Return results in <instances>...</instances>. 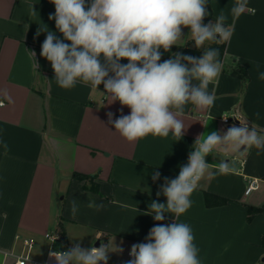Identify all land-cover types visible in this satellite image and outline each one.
Masks as SVG:
<instances>
[{
	"label": "crops",
	"instance_id": "0c3cea01",
	"mask_svg": "<svg viewBox=\"0 0 264 264\" xmlns=\"http://www.w3.org/2000/svg\"><path fill=\"white\" fill-rule=\"evenodd\" d=\"M235 6L240 10L233 13ZM209 11L212 20L222 11L232 31L222 72L209 85L214 105L186 106L187 130L180 141L170 133L129 142L107 123V113L117 118L121 105L109 104L103 85L62 89L55 83L50 62L40 55L46 33L36 35L44 24L62 38L48 18L55 12L50 0H0V264H13L28 237L35 245L26 264H47L51 249L67 251L77 242L85 249L102 242L110 251L116 250L114 244L122 247V253H109L108 264H126L131 246L145 242L157 223L145 215L149 204L167 202L156 192L165 177L178 176L197 136L213 130L223 134L239 120L264 129V80L258 78L264 71V0H209ZM183 32L186 38L189 29ZM190 38L171 51L201 56L186 46ZM27 49L36 53L38 69ZM168 58L165 53L162 60ZM237 63L247 70L245 83L225 70ZM129 113L123 107V114ZM224 115H230L228 123ZM221 159L230 162V171L209 169L180 222L191 226L202 264H264V150L218 147L206 157L214 165ZM155 171L161 176L153 182ZM76 173L96 177L80 179ZM253 178L258 187L245 194ZM205 192L227 202L207 205ZM249 207L259 208L251 219ZM172 222L166 214L163 223ZM47 232L60 238L52 243Z\"/></svg>",
	"mask_w": 264,
	"mask_h": 264
},
{
	"label": "clouds",
	"instance_id": "9594fccd",
	"mask_svg": "<svg viewBox=\"0 0 264 264\" xmlns=\"http://www.w3.org/2000/svg\"><path fill=\"white\" fill-rule=\"evenodd\" d=\"M50 2L55 12L48 18L55 21L62 38L44 24L36 35L46 33L40 55L50 62L55 83L62 89H72L79 83L98 90L103 85L109 104L121 105L117 118H113L112 112L107 113V123L127 141L136 142L149 135L167 138L170 133L180 141L187 130L182 119L186 106L207 109L214 105L215 93L209 91V85L217 81L223 64L219 49L205 45L229 41L232 31L222 11L215 20L205 23L212 15L209 0ZM239 10L235 6L232 12ZM32 13L36 14L33 6ZM184 28L189 29L187 37L191 36L195 47L202 49L201 56L171 51L173 47L180 48L187 38ZM28 52L38 69L36 53ZM165 53L169 58L162 60ZM258 78L264 80V71ZM5 96L11 103L6 92ZM123 107L129 108L130 113L123 114ZM256 116L259 118L260 114ZM239 121V126L233 124L223 134L213 130L197 136L178 176L165 177L156 192L157 197L163 194L167 202L153 200L149 204L145 215H151L157 223L145 242L131 246V259L126 264H202L193 230L189 224L180 222V217L191 207V196L209 169L214 167L215 174L230 171L228 160L221 159L215 165L206 161L215 149L231 146L237 150L252 147L264 150V129ZM3 147L7 152L6 143ZM160 176L155 171L151 178L155 182ZM72 206L75 211V199ZM89 206H95L94 202ZM166 214L174 222L163 223ZM114 247L116 250L110 251L102 242L99 247L85 249L77 242L67 251L50 250L48 255L56 264H108L110 252H123L122 247L115 244Z\"/></svg>",
	"mask_w": 264,
	"mask_h": 264
},
{
	"label": "trees",
	"instance_id": "16d2710c",
	"mask_svg": "<svg viewBox=\"0 0 264 264\" xmlns=\"http://www.w3.org/2000/svg\"><path fill=\"white\" fill-rule=\"evenodd\" d=\"M210 19V17L205 19V23L208 22V20ZM186 46L187 47H193L194 49L198 50L199 52L202 53V49H197L194 45V42H192V38L188 39V41L186 42ZM205 47H212V48H218L219 52H220V59L222 61L223 56H224V52H225V48H226V41H222L220 43H215V42H210L208 44L205 45ZM226 71L230 72L231 74L237 75L238 77H240L242 79V81L245 83L246 81H248V73L247 70L244 66H242L241 64L237 63L232 67H228L225 68ZM75 177L80 178V179H94V177H96L95 174L93 175H89V174H75ZM205 201L207 203V205H213V204H222V203H226L227 199L224 197H221L219 195L210 193V192H205ZM259 208H253V207H249L248 209V218L251 219L257 212H258ZM262 243L264 245V235L262 237Z\"/></svg>",
	"mask_w": 264,
	"mask_h": 264
},
{
	"label": "built area",
	"instance_id": "2783aa9c",
	"mask_svg": "<svg viewBox=\"0 0 264 264\" xmlns=\"http://www.w3.org/2000/svg\"><path fill=\"white\" fill-rule=\"evenodd\" d=\"M1 104H4V101H0V105ZM223 117H229L227 121L222 119V121L228 123L230 120V115H224ZM233 117H235L238 120L240 119L239 113H233ZM257 187H258V180L255 178L251 179L245 188V194H249L250 192H252ZM45 236L51 242H52V239H54L55 237H58L56 239V241L60 238V235L58 233H52V232H47L45 234ZM22 243H23V250H22V252L15 255V261L13 262V264H26L30 260L31 250L33 249V247L35 245V239L33 237L24 238ZM51 250L52 251H65V250H54V249H51ZM129 253H130V251L128 252V255H129ZM46 263L47 264H56L55 259L49 258V255L47 257Z\"/></svg>",
	"mask_w": 264,
	"mask_h": 264
}]
</instances>
